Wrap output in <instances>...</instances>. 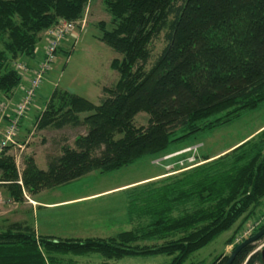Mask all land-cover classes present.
<instances>
[{"label": "trees", "instance_id": "16d2710c", "mask_svg": "<svg viewBox=\"0 0 264 264\" xmlns=\"http://www.w3.org/2000/svg\"><path fill=\"white\" fill-rule=\"evenodd\" d=\"M90 3L0 0L1 94L11 95L22 82L10 61L34 59L40 35L59 19L80 20ZM103 4L112 28L99 24L101 41L122 57L111 66L119 80L104 89L107 97L100 105L66 91L51 95L36 117L37 128L84 126L87 132L76 139L75 148L64 147L61 156L50 158L47 170L28 158L22 177L7 148L0 157V183L16 202L23 201V189L36 195L94 171H118L191 135L231 124L264 104V0ZM163 31L168 43L148 67L152 44ZM140 113L149 116L147 127L135 126ZM179 130L185 134L173 138ZM211 159L205 156L204 164L143 187L142 205L133 203L130 212L147 216V226L108 239L62 240L12 224L0 232V264H58V256L92 254L106 260L167 256L171 261L166 264H186L237 223L238 232L264 200V129ZM254 249L253 244L246 246L232 264L258 263ZM228 259L220 256L213 264Z\"/></svg>", "mask_w": 264, "mask_h": 264}, {"label": "rangeland", "instance_id": "374dc122", "mask_svg": "<svg viewBox=\"0 0 264 264\" xmlns=\"http://www.w3.org/2000/svg\"><path fill=\"white\" fill-rule=\"evenodd\" d=\"M111 20L112 18L106 11L103 0H91L83 18L76 21L79 24L63 40L55 63L42 81L36 93L35 101L20 122L16 136L18 145H9L7 149V155L12 156L17 164L20 177H22L28 158L33 159L39 169L47 170L50 158L61 156L64 147L75 148L76 139L87 132V128L84 126L78 128L67 126L62 130L47 128L41 131L37 128L36 117L45 110L51 95L55 91H66L100 105L103 99L107 97L104 89L111 88L118 82L119 73L112 69L111 66L114 59H121L122 57L101 41L102 32L99 26L101 22H104L108 29H111ZM48 30L40 35V41L37 44V56L34 59L20 57L17 60L10 61L11 67L20 71L22 82L11 95L0 93V101L8 104L9 107L1 122L0 142L4 139L3 135L6 131V126L16 117L17 105L22 100L30 80L34 77L37 68L44 59L48 43ZM167 43V31H163L152 44V59L148 67L160 56ZM19 66H25L26 69L19 68ZM85 116L83 114L81 118L83 119ZM148 121L149 116L146 113H140L135 118L134 123L136 127H147ZM263 125L264 104L258 110L246 114L231 124L214 130L201 131L174 143L168 151L158 156L143 157L128 167L105 175L94 171L68 185L44 189L41 192L45 191L48 193L42 198L56 200L66 198L70 194H85L126 186L118 190V192L98 196L90 201V204L80 205V208L83 209L86 206L87 210L103 212L111 216L116 215L120 224L117 227L121 230L116 232V229H111V231L103 229L105 236L88 238L86 236H74L62 240L108 239L125 231L137 230L140 227L147 226L149 223L147 216H141L139 212H130L133 203H136L139 208V205H142L141 200L146 196L145 191L142 194L143 187L153 183L161 184L167 178H171V176L175 177L185 171L188 172L191 168L204 164L203 158L205 156L210 157L219 154L230 148V146L235 145V147L227 150L222 155L230 153L242 144L244 138L252 135ZM184 134L185 132L179 130L174 134L173 138L181 137ZM255 135L250 136L249 139ZM216 158H212L209 161ZM20 181L22 182V180ZM21 186L23 187V182ZM23 191L25 192L23 195L24 199L32 195L25 189ZM14 202L7 188L0 183V232L5 231L11 225V214L16 212ZM71 210L74 212L77 207L70 208ZM263 224L264 200L255 215L249 218L238 232L239 223L228 232L219 236L210 245L194 253L186 264H198L201 262L213 264L217 257L230 256L231 252L239 244V242H236L238 237L243 242L249 236L251 237L258 232ZM250 232L252 234L245 237V239L244 235ZM93 233H97V231L94 230ZM233 239L234 241L230 242ZM263 244L264 240L253 244L255 249L252 254L262 247ZM170 261L171 258L167 256L124 258L122 260H106L99 254L82 257L74 255L58 256V264H166Z\"/></svg>", "mask_w": 264, "mask_h": 264}, {"label": "crops", "instance_id": "0c3cea01", "mask_svg": "<svg viewBox=\"0 0 264 264\" xmlns=\"http://www.w3.org/2000/svg\"><path fill=\"white\" fill-rule=\"evenodd\" d=\"M263 129L264 125L252 135L261 132ZM250 136L244 139L250 138ZM244 139L242 141H244ZM233 147H235V145L210 157L216 158ZM125 187L126 186H120L85 194H70L67 195L66 198L56 200L42 198L48 193L43 191L35 196L31 195L28 196V198L26 197L22 202L15 201L13 204L16 206V212L11 214L12 220L10 223L11 225L18 223L22 226L31 227L35 230L37 236L56 239H67L74 236H86L87 238L101 237L105 236V233H103L104 231H102L103 229H105V231L116 229V232H118L121 229H118L120 224L118 223L119 220L116 215L111 216L107 215V213L87 210L86 206L85 209H83L80 208V205L90 204V201L96 199L98 196L106 193L118 192V190ZM73 207H77V210H74V212L72 210L70 211V208ZM94 230L97 231V233H93Z\"/></svg>", "mask_w": 264, "mask_h": 264}, {"label": "built area", "instance_id": "2783aa9c", "mask_svg": "<svg viewBox=\"0 0 264 264\" xmlns=\"http://www.w3.org/2000/svg\"><path fill=\"white\" fill-rule=\"evenodd\" d=\"M78 24L79 22L76 21L72 22L60 19L53 28L47 31L48 43L46 45L44 59L40 66L37 68L34 77L30 80V84L27 87L22 100L17 105L15 112L16 117L11 123L6 126V131L3 135L4 139L0 142V157L4 154L9 145H18L16 136L18 134L19 124L29 107L35 101L36 93L46 74L48 73V71H50L51 66H53V64L55 63L58 50L61 47L63 40L67 37V34H69L74 28H76ZM19 68L26 69L25 66H19ZM8 109V104L0 101V126L5 115L7 114ZM19 183L22 185L21 181ZM251 234L252 232L245 234L244 238ZM236 242L241 243V238L238 237Z\"/></svg>", "mask_w": 264, "mask_h": 264}, {"label": "water", "instance_id": "95a60500", "mask_svg": "<svg viewBox=\"0 0 264 264\" xmlns=\"http://www.w3.org/2000/svg\"><path fill=\"white\" fill-rule=\"evenodd\" d=\"M264 236V228L261 229L259 232H257L256 234H254L253 236L247 238L246 240H244L241 244H239L232 252L231 255L229 256L228 261L226 262V264H232L234 262V260L236 259V257L238 256V254L248 245L250 244H254L257 241H259L262 237ZM262 262L264 264V250L262 252Z\"/></svg>", "mask_w": 264, "mask_h": 264}, {"label": "flooded vegetation", "instance_id": "af4514ba", "mask_svg": "<svg viewBox=\"0 0 264 264\" xmlns=\"http://www.w3.org/2000/svg\"><path fill=\"white\" fill-rule=\"evenodd\" d=\"M261 230V229H260ZM259 230V231H260ZM258 231V232H259ZM262 240H264V236L259 240V241H257L256 243H254V244H257L258 242H261ZM263 250H264V244H263V246L262 247H260L256 252H254V255L256 256V255H258L259 256V258H260V261L258 262V263H256V264H263V262H262V252H263ZM253 255V254H252Z\"/></svg>", "mask_w": 264, "mask_h": 264}]
</instances>
